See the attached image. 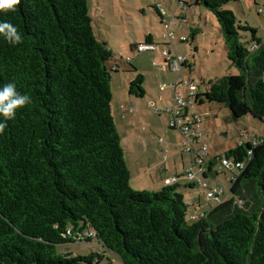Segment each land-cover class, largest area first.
<instances>
[{"label":"trees","instance_id":"16d2710c","mask_svg":"<svg viewBox=\"0 0 264 264\" xmlns=\"http://www.w3.org/2000/svg\"><path fill=\"white\" fill-rule=\"evenodd\" d=\"M231 1L199 3L216 17L241 74L210 81L197 105L223 104L236 121L264 123V41L224 8ZM0 22L22 39L12 44L0 35V88L14 83L32 101L0 134V264H103L105 251L58 249L82 240H97L123 264H264V137L207 161V179L221 175L215 168L224 159L244 168L232 172L229 197L189 223L181 189L200 184L131 187L112 113L119 69L95 35L88 0H21L15 11H0ZM242 30L252 31L250 46ZM144 83L138 74L130 94L145 97Z\"/></svg>","mask_w":264,"mask_h":264},{"label":"rangeland","instance_id":"374dc122","mask_svg":"<svg viewBox=\"0 0 264 264\" xmlns=\"http://www.w3.org/2000/svg\"><path fill=\"white\" fill-rule=\"evenodd\" d=\"M156 5L165 16L164 23L173 22L172 32H176L181 25L185 27L183 32L176 33L175 40H171L167 35V29L156 10ZM88 6L95 35L112 50L113 58L110 64L119 69L112 72V113L131 172L132 189L159 192L168 185L166 179L164 180V177L168 176L160 174L156 168V160L152 161V155L157 147L159 151L163 148L157 146L159 139H165L166 143L171 140L172 143L175 141L174 137L178 139L177 146L180 149L178 163H183L185 159L188 164L184 170L181 168L182 177L176 182L181 186L198 183V178L202 179L203 176L198 168H193L196 154L185 153L188 138L181 131H173L170 128L173 115L167 110L175 104V90H161L160 87L178 83L177 93L186 101L191 91L182 81L193 80L201 92H204L212 80L241 74L240 69L228 58L225 38L216 17L198 0H88ZM224 8L233 11L242 26L256 30L257 37L264 41V15L259 12L264 9V0H233ZM182 16L185 20H182ZM194 33L196 38L192 40L191 35ZM240 33L246 45L254 43L252 31L242 30ZM148 35L155 36L157 51L135 55L132 45L146 44ZM181 36H185L188 42L182 43ZM164 49L170 50L173 55L186 57L188 66L182 71L167 69ZM138 74L145 77L146 95L143 98L130 94V83ZM131 109H134V112H131ZM193 115L202 117V142L197 144L196 148L203 150L208 146V152L212 155H222L224 151L236 147L239 143H254L264 137L263 122L252 116L236 121L223 104L209 102L195 105L190 107L188 118ZM143 145L147 152L144 153L142 162L139 156ZM174 156L176 152L172 154V158ZM192 168L195 178L186 175ZM205 183H208L209 188L197 186L181 189L185 202L190 206L189 223L199 221V217L193 220V215L199 216L209 211L210 205L219 202L218 199H208L210 188L226 187V196L221 199L229 197L228 181L224 175H221L218 181L209 179ZM58 249L75 256H88L93 252L105 251L107 257L103 264H123L115 253L101 248L97 240L92 243L76 241L60 245Z\"/></svg>","mask_w":264,"mask_h":264},{"label":"built area","instance_id":"2783aa9c","mask_svg":"<svg viewBox=\"0 0 264 264\" xmlns=\"http://www.w3.org/2000/svg\"><path fill=\"white\" fill-rule=\"evenodd\" d=\"M182 5H187V4H182ZM156 6L158 10L160 11L161 15L163 16L162 20L164 23L165 16L163 12L161 11L160 7L158 5ZM259 12L264 15V9H260ZM182 20H185L184 16H182ZM164 24L167 29V35L170 37L171 40L176 39L177 32H183L185 29V27L181 25L178 28V30H176V32H172L173 22L169 24L168 23H164ZM180 41L182 43H185V42H188V39L185 36H181ZM253 48L256 49L255 46ZM156 51H157V48H156V44L154 43L142 44V45H137L134 47L135 55L144 53V52H156ZM163 54L165 56V66L169 70H176V71L181 70L182 71L184 67L188 66V59L186 57L179 56V55H173L172 52L168 49H164ZM182 83L185 86H188V88L191 91L189 99L186 101L183 99L180 93L179 94L177 93L178 83L174 85L173 84L164 85V86H161L160 89L165 90L167 88H170V89L175 90V104L173 107H169L167 110L168 113L173 115V118L170 120V127L173 128V130L181 131L184 134V136L188 138L189 146L188 145L186 146L185 153H189V154L195 153L196 154V158L194 159L195 165L193 168H198L201 171L202 176H203L202 179L198 178L197 182L203 188H209L208 183H205V181L209 179H207L204 176L205 171H206V163L211 158L210 153L208 152V146H205L203 150H200V149L197 150L196 148V145L202 142L201 141V136L203 135V132H201L202 117L198 115H193L190 119L188 118L190 107H194L195 105L198 104L197 96L198 94L201 93V90L196 86L193 80L188 81V82L182 81ZM131 112H134V109H131ZM256 141L257 140H255V142ZM193 168L190 169L186 173V175L190 176L191 178H195ZM238 168L243 169L244 164L236 163V165H234L233 162L227 159H224L221 162V165H219V167H216L215 169L218 170L221 175L225 174V176H227V181H228L227 185H228L229 180L233 179L235 176L234 174H232V172L233 171L237 172ZM229 173L231 174L229 175ZM219 177H217L216 179H211V180L218 181ZM173 181L176 182L177 178L175 177H173V179L169 178L166 180V183L173 184L172 183ZM225 194H226V187H215V188H210V190L207 193V197L208 199H218L220 201L221 197L225 196ZM198 217L199 218L205 217V213H201L199 216L193 215L192 219L196 220Z\"/></svg>","mask_w":264,"mask_h":264},{"label":"clouds","instance_id":"9594fccd","mask_svg":"<svg viewBox=\"0 0 264 264\" xmlns=\"http://www.w3.org/2000/svg\"><path fill=\"white\" fill-rule=\"evenodd\" d=\"M20 2L21 0H0V11H15ZM0 35H3L12 44L22 42L17 28L8 22H0ZM31 102L28 95L17 92L14 83H7L0 88V116L4 118L0 122V134H3L7 127V121L15 119L17 109L23 108Z\"/></svg>","mask_w":264,"mask_h":264},{"label":"crops","instance_id":"0c3cea01","mask_svg":"<svg viewBox=\"0 0 264 264\" xmlns=\"http://www.w3.org/2000/svg\"><path fill=\"white\" fill-rule=\"evenodd\" d=\"M199 2V0H198ZM153 36V40H155V36ZM132 46H135V45H132ZM137 46V45H136ZM202 93V92H201ZM173 130V129H172ZM173 131H176V130H173ZM175 138V141L171 143V140H169L167 143L165 141V139H159V144L157 143V146H162L163 148L158 149V147L156 148V151L153 152V160H156V168L159 169V172L160 174H164L167 175L168 177H164V180L166 179H169L171 178L170 176L172 177H175L177 178V181L180 179V177H182L180 175V170L181 168L184 170L188 164L186 163L185 159L183 160V163H178V160H177V157H179L178 155V152L180 151L179 147L177 146V138ZM145 148L144 145L141 146L140 148V160H142V162L144 161V153H146L147 151H145ZM176 152V156H174L172 158V154ZM171 156V157H169ZM210 156L211 157H216L218 156V154H213L210 153ZM166 158V159H165ZM172 158V159H171ZM172 162H173V166L174 169L171 167L172 165ZM139 167V166H137ZM139 169V168H138ZM140 170V169H139ZM143 177V176H142ZM140 178V177H139ZM192 189V187H189L188 189ZM199 207H200V204H199ZM208 212V211H206Z\"/></svg>","mask_w":264,"mask_h":264}]
</instances>
